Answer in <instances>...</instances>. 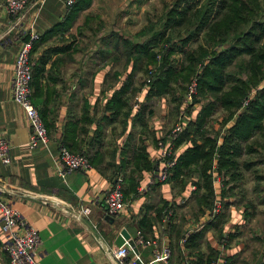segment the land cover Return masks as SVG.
<instances>
[{
  "label": "crops",
  "instance_id": "0c3cea01",
  "mask_svg": "<svg viewBox=\"0 0 264 264\" xmlns=\"http://www.w3.org/2000/svg\"><path fill=\"white\" fill-rule=\"evenodd\" d=\"M9 1L0 0V134L11 145L12 161L10 165L0 162V197L12 203L38 230L44 253L40 263L117 264L112 250L126 231L131 241L135 242L141 232L160 248L169 247V261L160 264H212L219 259L225 264H264V233L257 226V214L264 210H257L256 218L250 221L253 209L264 207V196H248L252 192L247 190L222 195L221 213L211 218V210L200 203L204 190L196 187L201 182L197 175L159 182L157 170H147L139 154L143 149L144 162L160 167V145L170 141L169 135L180 120V107L179 113L175 111L177 103L169 96L148 99L149 87L144 84L137 90L144 73L132 61L123 60L125 49L121 44L104 52L108 59L101 62L99 51L85 55L71 44L58 46L63 39L53 35L96 34L98 26L90 23L94 17L99 24L100 19L107 23L101 34L137 35L147 27L149 17L163 13V1L115 0L118 11L110 16L111 21L108 15L98 19L92 12L95 0L90 9L74 14L67 0H27V8L19 16L7 13ZM133 6H139L135 13ZM30 31L41 36L32 59L44 64L42 91L37 99L50 138L48 148L36 150L28 147L30 126L12 97L15 60ZM129 76L133 85L127 94L128 107L124 114L116 115L107 105ZM133 92L139 98L138 109L133 108ZM142 107L146 112L138 116ZM200 109L196 108L195 117ZM66 130L72 151L88 153L92 164L84 172L62 177L58 155ZM225 134L226 130L219 144ZM191 147V142L185 141L175 148L181 156ZM246 171L245 177L250 175ZM119 176L123 178L127 207L113 219L103 198ZM141 188L147 191L139 193ZM218 189L221 194L223 188ZM260 198L261 205L253 202ZM84 208L91 210L88 217L80 212ZM169 211L170 219L165 221ZM4 241L0 221V264L9 262ZM124 246L132 248L128 241ZM135 248L131 256L141 262L152 260V247Z\"/></svg>",
  "mask_w": 264,
  "mask_h": 264
},
{
  "label": "trees",
  "instance_id": "16d2710c",
  "mask_svg": "<svg viewBox=\"0 0 264 264\" xmlns=\"http://www.w3.org/2000/svg\"><path fill=\"white\" fill-rule=\"evenodd\" d=\"M78 1L70 7L73 14L83 11L90 0ZM157 17H149L147 27L138 34V38L147 37L146 40H125L124 53L128 61L149 77L144 83L149 87L148 99L169 96L178 103L177 92L182 95L187 90L185 85L196 78L194 104H202L201 109L174 143L177 147L189 141L192 147L178 156L170 178L197 175L201 182L196 187L204 190L200 203L212 210L214 164L218 174L226 179L223 196L233 193L232 182L241 177L238 169L243 157L259 155L256 160L243 162L246 170L264 165V86L254 98H249L253 89L264 83V0H174ZM34 47L35 44L33 50ZM32 61L33 102L38 108L37 96L42 91L45 69L41 61ZM132 85L133 77L129 76L108 102L109 111L124 114ZM218 110L226 113L223 127L234 121L220 144L219 136H212L207 128ZM39 112L48 131L45 117ZM143 112L144 107L137 115ZM68 132L65 131L61 146L86 156L92 164L88 153L72 151ZM142 152L139 157L145 168L157 170L158 164L150 167V163L144 162L147 160L143 149ZM257 178L264 180L261 175Z\"/></svg>",
  "mask_w": 264,
  "mask_h": 264
},
{
  "label": "built area",
  "instance_id": "2783aa9c",
  "mask_svg": "<svg viewBox=\"0 0 264 264\" xmlns=\"http://www.w3.org/2000/svg\"><path fill=\"white\" fill-rule=\"evenodd\" d=\"M78 0H67V6L72 7ZM28 5L27 0H10L6 5V11L10 16H19ZM40 35L37 32L30 31L28 40H26L15 60V74L12 84V97L14 102L19 105L30 126L31 140L29 149L36 150L40 147L48 148L50 138L45 123L40 115L39 109L33 102L34 88L33 82V61L31 53L34 44L39 40ZM150 80H148V83ZM197 95V81L193 78L187 87L183 103L180 107V117L185 119L188 108L194 104V98ZM134 109L140 107L139 98H136ZM248 104V100L245 105ZM186 121H181L171 131L169 142L160 145V167L157 169V180L167 182L171 177V172L178 161V154L175 148V141L185 130ZM11 145L9 141L0 134V162L4 165L11 164ZM59 174L65 177L72 172H84L91 168L89 159L82 154L70 152L67 148L61 147L58 155ZM213 185L215 187V196H219L218 187H222V182L218 174L216 164L212 172ZM146 188H141L139 193H145ZM104 205L109 217L116 219L126 209L127 202L123 193V178L117 177L114 186L103 198ZM223 203L220 198H216L210 216L214 218L221 213ZM83 216L91 214L90 208L80 210ZM171 212L165 213V221L170 219ZM0 221L5 233L3 249L8 257V264H41L40 260L44 253L40 250L41 238L38 230L32 226L13 206L12 203L0 197ZM135 244L139 248H153V258L148 262H141L137 257L131 256L132 248L117 247L112 250V256L117 264H160L167 263L171 257L169 247L160 248L150 240H147L141 232L137 234ZM212 264H225L221 259Z\"/></svg>",
  "mask_w": 264,
  "mask_h": 264
},
{
  "label": "rangeland",
  "instance_id": "374dc122",
  "mask_svg": "<svg viewBox=\"0 0 264 264\" xmlns=\"http://www.w3.org/2000/svg\"><path fill=\"white\" fill-rule=\"evenodd\" d=\"M162 1L164 3V6H165L166 4L172 3L174 0H162ZM92 3H93V0H90L85 5L84 10L88 9L89 7L91 8ZM118 5H119V3L115 4V0H95L92 12L97 13L96 15L98 16V19H100L103 14L108 15L109 21H111L112 18L110 16L111 15L113 16V13L115 14V10L118 11V9H117ZM138 7L139 6H137V8H135L133 6L131 8L132 13H135L136 11H138L139 10ZM156 17L157 16H154L155 19H156ZM94 18L95 19H93V20H95V21L91 20L90 23L93 26H98L99 30H96V34H53L54 36L56 35L59 40H61V38L63 39V41L57 42L58 46H60V45L61 46H67L68 44H71L74 49L77 48L81 51H84L85 55H91L93 53L95 55L96 51H99L100 53H99L98 59L101 62H104L108 59V55H104V52H106L107 50L109 51L110 49H117L119 47L118 43L121 44L122 46H124L125 45L124 42L127 38L131 39L132 42H140V41H144L147 39V37L138 38V34L137 35L136 34H133V35L132 34H123V35H121V34H101L103 31L102 28H105L107 23L103 22L100 19V24H99L98 21L96 20V17H94ZM103 50H105V51H103ZM124 58L125 59H123V60H127L126 56ZM148 78L149 77L146 74H143V76H142L143 82H142V84L138 83L139 87L137 88V90H140L141 88H143V84L147 81ZM139 81H140V78H137V82H139ZM191 81H189L188 84L185 85V89H187V87ZM263 86H264V83L262 82L258 86V88L253 89L252 93L249 95V98H254L256 96L257 92L260 89H262ZM184 91L186 92V90H184ZM184 91H183L182 95L179 94V92H177V94H176V100L178 99L177 100L178 103L176 104L175 111L177 110L178 113H179V107H181V104L183 103V99L185 96ZM132 97L134 98L133 99V107H134V104L137 102L136 101L137 92H133ZM169 98L175 102V100L172 99V97H169ZM177 105H178V109H177ZM197 105L200 107L202 106V104L191 105L187 110L188 112H187L185 119H181V117H180L178 124L181 123V121H186V124H184V125H185V128H187L189 123L194 121L197 118V116L195 117V115H194V112H195L196 108L198 107ZM148 109H149V106H148ZM148 109H147V111H148ZM225 116H226V114L224 113V111L218 110L216 112V114L214 115V117L210 119L209 123H207L208 132L214 137L219 136L218 140H220L224 131L227 130V128L226 129H224V128L228 124L225 127L222 126L224 119H225ZM212 122H217L216 126H213ZM229 124H231V122ZM257 158H259V155H257V154L252 155L250 157L246 156V157L242 158L238 172H239V174H242L243 179L241 177H239V178L237 177L239 180L237 179L236 183H235V181L232 182V188L234 189V191H239V192L245 193L247 190V192L248 191L252 192V193L248 194V196H264V180L263 179L258 180V178H257L258 175L264 176V165L260 164L256 167H253L251 170H249L250 175H246V177H245V174L248 172L243 167V162H248L250 160H256ZM215 160H217V159H215ZM243 172H244V175H243ZM219 177H220L221 182H222V188L225 189L227 187V185L225 186V183H224V181L226 179H225L224 175H219ZM251 183H252V185H251ZM249 185L251 187L250 188L248 187L249 189H247V186H249ZM221 194H222V191H221ZM221 194L219 196H215V200L218 197L222 201V197H221L222 195ZM215 200H214V202H215ZM256 201L257 200H254L253 202L258 203L259 205L262 204V198H260V201H257V202ZM259 208H264V207L254 208L253 211L255 213H251L250 221L252 220L253 217L256 216L257 210H264V209H259ZM257 215H258V219H260L257 221V226L264 233V211L260 212V214H257Z\"/></svg>",
  "mask_w": 264,
  "mask_h": 264
},
{
  "label": "water",
  "instance_id": "95a60500",
  "mask_svg": "<svg viewBox=\"0 0 264 264\" xmlns=\"http://www.w3.org/2000/svg\"><path fill=\"white\" fill-rule=\"evenodd\" d=\"M126 241L129 242L130 246L132 248H134V250L136 249L135 248L136 247L135 242L133 240L132 241L130 240V236H129V234L126 231H123L122 234H121V236L117 240V246L118 247L123 246L126 243Z\"/></svg>",
  "mask_w": 264,
  "mask_h": 264
}]
</instances>
